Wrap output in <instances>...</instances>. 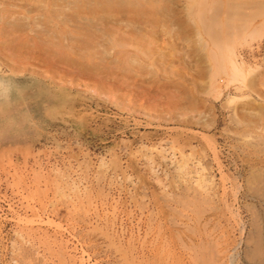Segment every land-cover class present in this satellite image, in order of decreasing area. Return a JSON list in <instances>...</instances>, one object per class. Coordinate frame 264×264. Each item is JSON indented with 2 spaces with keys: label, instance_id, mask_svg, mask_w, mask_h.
Instances as JSON below:
<instances>
[{
  "label": "rangeland",
  "instance_id": "1",
  "mask_svg": "<svg viewBox=\"0 0 264 264\" xmlns=\"http://www.w3.org/2000/svg\"><path fill=\"white\" fill-rule=\"evenodd\" d=\"M246 1L229 3L245 8L246 24L225 7L239 44L264 23V0ZM184 26L194 77L180 70L110 87L2 67L11 82L0 94V264H264V137L228 122L225 97L212 111L207 32ZM168 88L187 94L174 110L156 96L164 90L167 101Z\"/></svg>",
  "mask_w": 264,
  "mask_h": 264
},
{
  "label": "bare ground",
  "instance_id": "2",
  "mask_svg": "<svg viewBox=\"0 0 264 264\" xmlns=\"http://www.w3.org/2000/svg\"><path fill=\"white\" fill-rule=\"evenodd\" d=\"M229 3L230 0H0V78L7 77L3 74V66L7 70H12L16 63H19V66L20 63L25 64L27 66L24 67L25 70L28 68V72L31 73L38 74L43 70L52 76L60 74L68 77L67 74H69L70 79L86 77L85 79L91 78L97 83L111 80L108 86L117 79H122L128 85L129 78L133 77L143 80L148 76L155 81L158 73L163 75L162 79L163 77L168 79L169 73L180 70L192 76L196 66L193 64L194 57L188 54L183 46L187 40L185 36L187 27L184 24L191 25L195 22L207 32L209 39L207 40V102L209 106L214 111L216 100L225 97L224 107L230 113L228 122L231 121L236 128L254 130L260 137H264V23L258 27L249 28V31L247 29L246 33L244 32L246 29L242 26L245 30L239 32L245 33L247 37H242L241 43L247 47H239L241 43L239 44L227 34L233 26L229 27L231 20L229 11L233 10L232 15L235 14V16L240 13L237 17L241 18L236 20L242 19L240 21L243 22L246 16L241 15L245 13L241 9L244 7L240 8V5L236 4V8L233 9L235 5ZM261 4L255 5L261 7ZM226 5L229 11L225 8ZM223 7L225 12L221 11ZM246 7L249 8L248 5ZM239 8L240 12L235 13V9L239 10ZM183 9L187 11V15L181 14ZM251 10L255 14L252 6L250 12ZM220 12H224L221 17ZM252 14L251 17L256 16ZM249 16L247 15V18ZM233 18L232 16V20ZM248 19L251 20L250 17ZM239 24L241 27V23ZM252 24L250 23V26ZM237 27L236 25L235 31L240 29ZM254 37H260V39L263 37L259 39L255 47L250 44ZM236 38L239 40L238 37ZM259 52L263 53V56L257 59L255 55ZM21 71L19 70L18 76L24 73ZM7 79L5 85L0 84V94L5 99L8 97L11 82L9 77ZM59 81L61 82L60 79ZM119 86L122 87L120 83ZM105 91L102 90V92ZM144 91L147 90L144 89ZM170 91L171 93H166L167 101L161 91L155 92L157 98L165 103L163 107L166 109L178 106L187 96L178 90ZM109 93L110 91L106 93V96ZM147 93L149 95V92ZM135 94L136 92H133V96ZM138 94L141 95L140 92ZM126 105L127 103L124 106ZM134 110H136L135 107ZM164 111L168 112L165 109ZM215 121L217 120L214 115L213 125ZM210 146L215 150L214 143ZM37 223L42 222L40 220Z\"/></svg>",
  "mask_w": 264,
  "mask_h": 264
}]
</instances>
